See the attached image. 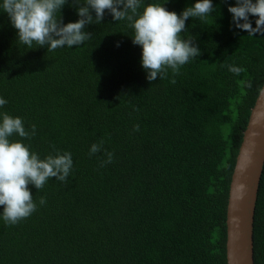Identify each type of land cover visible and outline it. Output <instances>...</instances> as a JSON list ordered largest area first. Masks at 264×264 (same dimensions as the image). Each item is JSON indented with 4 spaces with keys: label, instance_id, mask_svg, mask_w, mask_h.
<instances>
[{
    "label": "trees",
    "instance_id": "1",
    "mask_svg": "<svg viewBox=\"0 0 264 264\" xmlns=\"http://www.w3.org/2000/svg\"><path fill=\"white\" fill-rule=\"evenodd\" d=\"M196 2L142 0L139 11L159 4L181 14ZM235 2L212 0L208 22L189 18L180 36L195 39L201 55L179 75L169 69L152 82L133 29L107 10L101 24L86 26L92 34L83 45L48 52L19 43L0 8V98L7 101L0 113L36 126L31 140L11 139L41 159L56 154L53 146L73 159L67 182L29 185L37 204L30 217L5 225L0 216V264H227L229 185L264 83V36L233 26ZM77 7L68 0L56 16L76 22ZM227 65L246 72L236 76ZM101 139L114 153L104 167L103 151L89 154ZM253 251L254 264H264V166Z\"/></svg>",
    "mask_w": 264,
    "mask_h": 264
},
{
    "label": "clouds",
    "instance_id": "2",
    "mask_svg": "<svg viewBox=\"0 0 264 264\" xmlns=\"http://www.w3.org/2000/svg\"><path fill=\"white\" fill-rule=\"evenodd\" d=\"M68 0H3L0 8L7 13L12 26L18 30V42L32 49L35 43L39 47H47L48 52L58 48L81 46L91 38L86 26L101 24L106 10L115 21H126L133 29L132 42L142 48L141 66L147 73L149 82L168 77L171 69L173 76L180 74V69L190 60L199 57L201 50L195 39H181L180 34L186 30L189 18H198L208 22L216 11L212 0H197L194 6L185 8L181 14L168 11L163 5L148 4L140 12L142 0H73L77 7L79 19L76 22L63 23L57 18ZM232 15V24L236 29L255 37L264 36V0H236L235 6L228 7ZM95 13L93 18L92 13ZM250 17H256V27L252 26ZM119 47V43L117 44ZM222 67L224 65H221ZM228 71L236 76L246 72L243 67L227 65ZM175 84V79L170 81ZM249 89L252 81H245ZM257 93L264 96V87H257ZM7 101L0 98V107ZM140 126H134L139 131ZM36 134V126L26 129L22 118L0 113V206H3L2 219L5 225H16L30 217L37 204L29 185L41 190L52 178L67 182L73 169V159L70 152L49 154L44 159L30 150V145L22 141H13L14 135L31 140ZM104 140L94 143L90 155L103 151L106 159L100 166L113 162L114 153L103 150ZM46 198L41 197L39 204H46Z\"/></svg>",
    "mask_w": 264,
    "mask_h": 264
},
{
    "label": "water",
    "instance_id": "3",
    "mask_svg": "<svg viewBox=\"0 0 264 264\" xmlns=\"http://www.w3.org/2000/svg\"><path fill=\"white\" fill-rule=\"evenodd\" d=\"M263 166L264 96L258 94L243 132L229 185L227 264H254L253 219Z\"/></svg>",
    "mask_w": 264,
    "mask_h": 264
}]
</instances>
